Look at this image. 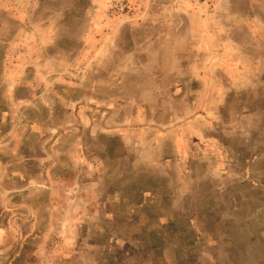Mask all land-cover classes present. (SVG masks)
Here are the masks:
<instances>
[{
	"label": "rangeland",
	"instance_id": "obj_1",
	"mask_svg": "<svg viewBox=\"0 0 264 264\" xmlns=\"http://www.w3.org/2000/svg\"><path fill=\"white\" fill-rule=\"evenodd\" d=\"M0 264H264V0H0Z\"/></svg>",
	"mask_w": 264,
	"mask_h": 264
}]
</instances>
